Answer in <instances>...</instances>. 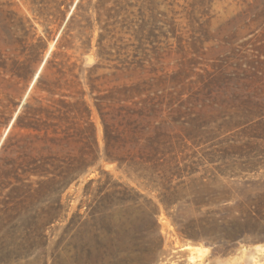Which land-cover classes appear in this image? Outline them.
Masks as SVG:
<instances>
[{"label":"rangeland","instance_id":"obj_1","mask_svg":"<svg viewBox=\"0 0 264 264\" xmlns=\"http://www.w3.org/2000/svg\"><path fill=\"white\" fill-rule=\"evenodd\" d=\"M13 2L46 49L30 80L0 72V242L3 231L8 241L30 239L2 264H92L82 246L97 229L121 227L154 251L144 260L132 251L129 264H264V0H139L131 30L120 23L114 34L103 29L114 21L99 22L93 10V27L80 21L74 33L77 49L57 47L65 23L49 37L28 2ZM6 19L0 10V50L23 61V33ZM47 60L78 66L98 146L84 144L89 133L52 143L12 129L25 103L48 96L34 87ZM102 96L108 145L92 98ZM6 109L13 117L1 124ZM82 155L88 164L74 161ZM42 158L63 177L35 193L16 180L15 167ZM38 180L25 184L36 189Z\"/></svg>","mask_w":264,"mask_h":264},{"label":"trees","instance_id":"obj_2","mask_svg":"<svg viewBox=\"0 0 264 264\" xmlns=\"http://www.w3.org/2000/svg\"><path fill=\"white\" fill-rule=\"evenodd\" d=\"M24 1L30 4L32 12L40 18L41 24L44 27V33L48 34L49 37L53 34L51 30L52 26L57 25L58 29H60L65 23L57 39V47L59 49H77L75 46L77 34L74 33H79V28H82L80 21H86L88 26L93 27V10L98 14L97 20L99 22L103 16H106L107 20L114 21L113 23L105 21L106 26L103 29L107 34L116 33V25L120 23L122 24L123 33H127L131 30L134 23L131 19L132 13L130 9L136 7V4L139 2V0H97L94 4L93 0H78L68 18V13L71 11L75 0ZM16 7H18V3L13 2V0H6L4 2L0 0V10L6 15L7 25L11 29L14 27L15 32L21 31L23 33V37L18 38V40L22 45V52L26 53V58L23 61H18L16 58H7L0 50V72H10L12 77L27 81L35 75L34 64L43 61L46 42L43 37H39L36 43L33 42L35 35L30 38L31 29L33 28L31 21L29 18L21 16L19 11L15 9ZM99 53L103 57L101 51ZM56 55L55 53L53 57H56ZM9 61H11L10 69L7 66ZM49 64H51V61L47 60L46 65H44L34 84L36 89L45 91L48 96L44 100L36 99L33 105L25 103L22 106V111L14 120L12 129L22 128L34 131L37 134H43L52 143H77L79 140H77V137L89 133V137L84 144L89 148L98 146L97 128L92 118V105L86 100V92L77 91V87L81 86L80 74L75 73L78 66ZM131 67L132 65L115 66L117 70L131 69ZM52 69H55L53 78L48 79L46 73ZM89 79L92 83V94L95 90L93 85L95 80L91 76ZM65 89H68L69 92L67 93ZM92 98L104 125L105 139L108 145L110 133L106 119L107 114L104 113L106 109L104 106L106 96ZM18 104H15V109ZM13 111L14 109L11 111L6 109L3 112L2 118L4 122L1 124H8L11 121ZM8 112L9 115L6 116ZM10 137L8 136L5 140L1 148L2 150L6 149ZM77 160L78 162L87 163L84 155L79 157V159L74 157V161ZM51 166H54V164L50 162V159L43 158L34 160L30 165H19L15 167L16 180L20 185L27 186L29 191L39 193L48 181H54L55 177H63L61 172L56 175L54 171H51ZM50 174H54L55 176L49 179ZM32 175L38 176L39 179L36 183L40 186L36 189H33L32 184H25V181L29 180ZM73 180L65 182L63 188L68 186ZM29 196L32 197L33 195L30 194ZM25 201H20L19 204L23 205ZM32 219L36 220V216ZM104 219L105 217L100 218L102 221ZM7 234L8 232L3 231V239L0 242V264L9 263L10 258L14 255L17 256L19 250L28 246L30 241L29 238H26L27 236L21 238L19 243L15 239L8 241L6 240ZM92 235L94 242L84 244L81 248V257L92 264H101L106 259L113 260L117 264H129V257L132 251L138 252L139 259L141 260L148 259L154 255V251L150 247L151 245H140L138 240L134 241L136 237L133 240L129 239V235L123 227L116 231H112L111 229L106 231L103 228L97 229Z\"/></svg>","mask_w":264,"mask_h":264},{"label":"water","instance_id":"obj_3","mask_svg":"<svg viewBox=\"0 0 264 264\" xmlns=\"http://www.w3.org/2000/svg\"><path fill=\"white\" fill-rule=\"evenodd\" d=\"M40 72H41V70L39 71L38 75L36 76V79L38 78V76H39ZM36 79H35V80H36Z\"/></svg>","mask_w":264,"mask_h":264}]
</instances>
